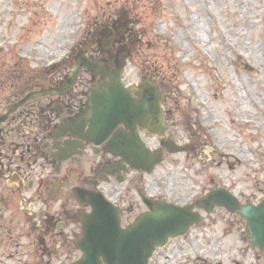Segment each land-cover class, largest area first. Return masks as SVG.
Here are the masks:
<instances>
[{"label": "rangeland", "instance_id": "374dc122", "mask_svg": "<svg viewBox=\"0 0 264 264\" xmlns=\"http://www.w3.org/2000/svg\"><path fill=\"white\" fill-rule=\"evenodd\" d=\"M122 12L130 17L124 81L155 82L170 124L166 136L193 145L189 151L166 154L145 176L143 192L184 204L225 187L243 203L260 202L264 199V0H0V111L17 96L19 85L35 79L32 75L46 79L57 70L58 79L69 72L67 62L79 51L99 54L95 44L99 32L103 28L115 32L111 21ZM192 19L199 23L194 25ZM243 59L252 72L242 70ZM92 77L83 71L77 84L89 87L98 80ZM16 123L10 116L0 124L1 141L6 142L3 135L13 133ZM145 140L151 147L158 143L152 135ZM8 182L15 187L16 180ZM130 191L134 210L125 212L123 224L145 209L139 195ZM17 202L13 198L3 208L0 204V264H38V249L21 223L24 210L19 207L27 205ZM201 212L203 220L158 249L152 264L215 259L219 264H264L239 215L220 206ZM15 227L22 232L20 247L10 243L16 234L6 231ZM80 254L76 245L65 248L47 264H68Z\"/></svg>", "mask_w": 264, "mask_h": 264}, {"label": "flooded vegetation", "instance_id": "af4514ba", "mask_svg": "<svg viewBox=\"0 0 264 264\" xmlns=\"http://www.w3.org/2000/svg\"><path fill=\"white\" fill-rule=\"evenodd\" d=\"M101 59L113 63L114 56L102 54ZM55 73L57 70L46 74V79L32 75L34 80L30 78L25 85L16 86L17 96L9 103L29 92L39 93L10 115L17 119L14 132L3 135L6 142L0 139V204L3 208L16 198L19 204L24 201L23 205H27L18 207L24 210L21 223L31 235L29 242L38 249V264H47L52 256L60 255V250L75 247L82 215L91 210L78 200L79 189L102 191L120 208L122 220L125 212L129 215L134 210L130 190L140 195L147 189L144 173L130 170L126 162L107 150L106 143L95 146L86 142V128L80 130L73 118H79L89 87H79L77 79L71 90L52 94L48 88L64 82L63 76L56 79ZM43 89L48 90L40 92ZM138 131L147 143V132L141 127ZM69 151L71 154L65 157ZM9 180H16L15 187H10ZM6 231L16 234L10 243L20 247L21 230L15 227Z\"/></svg>", "mask_w": 264, "mask_h": 264}, {"label": "water", "instance_id": "95a60500", "mask_svg": "<svg viewBox=\"0 0 264 264\" xmlns=\"http://www.w3.org/2000/svg\"><path fill=\"white\" fill-rule=\"evenodd\" d=\"M120 30L113 35L100 32L98 46L102 53L111 57L112 45L120 41L116 36L123 34L128 22L126 14L118 19ZM127 54L124 47L116 53L113 64L110 60L106 64L88 56L84 52L75 57L74 69L66 80L68 88L74 83L79 71L87 68L89 71L101 75V83L89 89L87 110L83 112V124L89 123L85 135L86 140L99 144L103 142L110 132L120 123L132 130L131 134L124 135L116 131L108 144L117 150L116 155L122 156L135 168H143L151 172L154 164L161 160V152L152 154L143 146L136 132V125L148 128L151 132L163 133L168 125L160 113L159 101L161 94L155 83L142 79L138 87L125 88L121 76L122 68L126 64ZM105 61V60H104ZM131 91L139 95L136 101ZM33 94L27 95L21 101L9 106L0 114V122L21 105ZM132 145L131 149L125 146ZM165 146L168 152L187 150L189 146H181L167 140ZM83 194V193H82ZM149 210L140 214L134 222L126 228L120 227L117 208L92 194L89 202L92 213L82 219L83 234L77 240V245L83 251L82 257L71 264H147L148 258L154 249L166 243L172 236L184 234L195 222L202 217L199 212L192 211L193 205L178 206L164 201H151L143 199ZM196 206L207 212L214 206H224L228 210L239 214L246 222V232L250 237L251 245L257 247L264 258V199L258 204L246 202L242 204L239 199L225 188H216L196 201Z\"/></svg>", "mask_w": 264, "mask_h": 264}, {"label": "bare ground", "instance_id": "6f19581e", "mask_svg": "<svg viewBox=\"0 0 264 264\" xmlns=\"http://www.w3.org/2000/svg\"><path fill=\"white\" fill-rule=\"evenodd\" d=\"M205 13H207V15H209V17H211V15H210V12L208 11V10H205ZM203 19H204V17L203 16H201ZM193 22V24L194 25H197L198 23H199V21L197 20H194V19H192L191 20V23ZM197 22V23H196ZM203 31V30H202ZM201 36H202V34H201ZM208 125L206 124V127H207Z\"/></svg>", "mask_w": 264, "mask_h": 264}]
</instances>
